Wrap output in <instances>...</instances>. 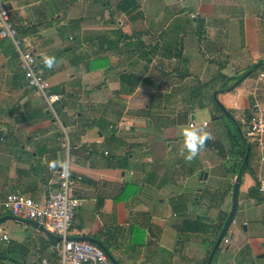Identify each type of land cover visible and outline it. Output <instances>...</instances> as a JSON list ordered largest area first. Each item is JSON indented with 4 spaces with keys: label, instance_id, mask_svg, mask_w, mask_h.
Returning <instances> with one entry per match:
<instances>
[{
    "label": "crops",
    "instance_id": "crops-1",
    "mask_svg": "<svg viewBox=\"0 0 264 264\" xmlns=\"http://www.w3.org/2000/svg\"><path fill=\"white\" fill-rule=\"evenodd\" d=\"M5 4L18 35L31 44L28 49L34 53L48 83L47 93L57 94L59 99L49 109L44 98L17 77L10 42L1 39L0 196L19 192L33 199L45 198L56 189V171L67 165L72 180L71 195L80 200L72 217L70 235L96 239L111 249L107 250L116 262L163 263L173 249L169 247V227L150 216L144 189L149 188L152 198L161 205L168 202L169 185L175 191L170 197H178L188 191L186 183L194 174L169 178V158H164L159 140L169 138L170 131L173 133L175 129L169 128V121L163 125L157 116L162 111H174L180 95L187 93L196 79L206 81L218 64L221 73L237 76L248 64L264 60L257 46L244 59L234 56L237 50L221 61H210L214 57L204 54L207 62L199 65L198 76L192 77L177 64L172 68V61H177L172 56L176 45L170 43L169 56L164 58L169 59V67L166 72L157 70L163 65L154 66L156 59L164 55L162 48L166 44L163 40L158 42L160 37H151L150 41L149 34L128 31L130 22L121 18L124 13L120 10L112 15L123 30L114 27L113 20H107L105 14L97 19L88 15V7H92L88 0H6ZM110 4L118 7L119 0ZM78 7L82 12L75 17L71 10ZM75 21L80 30L74 47L78 60L66 59L64 49L58 50L65 41L61 34L55 33V28ZM50 30L51 34L46 36L45 32ZM247 31L251 32L249 26H244L239 53L249 47ZM251 46L254 47L252 42ZM185 47L188 46H180L181 54L187 52ZM45 55L56 58L51 69L44 64ZM206 67L210 68V74ZM173 72L183 80L191 77L192 85L164 90L160 74ZM256 90L253 87L249 95ZM218 93L215 92V98ZM222 104L233 110L237 107L230 102ZM53 105L57 106L56 112ZM190 114L194 120V112ZM161 133L163 137H159ZM164 144L169 148V141ZM151 147L156 149L155 155ZM182 165L183 160L174 166ZM246 176L245 192L251 181ZM179 181L182 186L172 185ZM10 215L8 211H0V235L6 236L5 240L0 238V264H57L54 252L48 249L51 239L29 224L6 217ZM131 226L139 230L136 238L134 232L130 233Z\"/></svg>",
    "mask_w": 264,
    "mask_h": 264
},
{
    "label": "rangeland",
    "instance_id": "rangeland-1",
    "mask_svg": "<svg viewBox=\"0 0 264 264\" xmlns=\"http://www.w3.org/2000/svg\"><path fill=\"white\" fill-rule=\"evenodd\" d=\"M113 1L117 0H88L92 3V7H88V15L97 19L105 14L107 20H113L114 27L123 30L112 15V12L118 10L117 7L113 8L110 4ZM126 4L134 7L130 12L121 16L124 21L130 22L128 31L134 29L136 32L149 34L150 41L160 37L158 42L162 43L163 40L166 44L162 48L164 55L158 56L156 59L158 63L156 62L154 65L157 67L159 63L163 65L162 68H157L159 71L162 69L163 72H166L169 67V59L164 61L165 56H169V43L176 45L175 53L172 56L177 61H172V68L177 64L179 69L191 74L192 77L198 76V66L207 62L204 58V54L208 55L207 53L210 57H214L210 61H221L226 59L227 54L237 50L238 53L234 56L244 59L247 53L252 52L257 46L260 58H264V21L262 19L264 0H127ZM68 9L69 7H66V11ZM78 12H82L79 7L71 10L75 17L81 15ZM77 23L78 21L67 22L64 26L55 28V33L61 34L63 42L65 41L61 42L62 45L58 50L64 49L62 53L66 59H77V50L74 49L80 31ZM244 26H249L251 30L246 34L249 47L239 53L244 39ZM51 31H46L45 35L48 36ZM18 38L21 40L22 47L31 48V44L26 38L22 39L20 35ZM251 42L254 47L251 46ZM183 44L188 46L185 47L188 48L185 54H181L179 50ZM213 64L216 65V62ZM206 68L210 74V68ZM257 71L256 67L248 64L239 73H243L240 77L244 76L240 85L236 86L234 91L218 93L215 99L212 95L214 103L213 101L208 102L207 96L188 97V93H184L180 95V100H176L179 104L173 108L174 111L163 112V108L160 107L161 105L159 106V110L162 111L161 115L157 116L159 122L161 121L164 125L166 121H169V128L175 129L173 133L170 131L169 138L163 141L159 140L163 145L160 147L164 149V158H169V178L174 175L178 178L194 174V177L186 183L188 191L178 197H170V193L175 191H172L169 185L168 202L164 204L160 205L159 201L156 202L152 198L153 192H150L149 188H145L143 192L148 198L146 201L150 216L153 215L154 221L157 223L167 224L166 226L169 227V247L173 248L172 251H169L171 253L169 264H201L208 248V240L213 238L214 228L229 209L230 185L236 175L227 173L225 170L233 171L242 151L241 140L238 137L239 132L234 121H237L240 128H244L245 124L239 122L244 114L243 110L246 109L249 102L246 97L245 107H242L244 93L246 92V96H248L249 91L258 85L255 78ZM169 74H160L161 87L164 86V90H171L177 86H191L193 83V79L187 74L188 77L184 80L176 77L174 72ZM165 97H169V92ZM176 98L174 97V99ZM216 100L226 110V114L216 104ZM222 102L226 105H228L227 102H230L234 107L237 104L236 110L226 107ZM53 109L56 112L57 106L53 105ZM188 109L190 111H187ZM193 112L195 124L199 125L203 120L208 122L207 129L212 133L211 140H217L223 145V156L218 153L216 147L203 148L198 156L190 162L181 155L183 139L180 130L183 126H187L190 121L189 115ZM173 134L176 135L174 138H172ZM163 135L164 133H161L159 137H163ZM164 141H169V148L166 147ZM152 149L153 147H151V151L155 155L156 149ZM251 150H253L252 146ZM252 153L254 155L249 159L248 168L258 182V178L264 176V161L260 160L257 152ZM98 155L101 156V149H98ZM111 155H114L112 151ZM182 160L184 165L176 168V163ZM189 169L193 171L189 172ZM202 172L206 173L204 179L201 177ZM246 175L248 174L243 173L240 178L232 222L221 238L218 250L211 255V264H264V226L261 224L264 217V203L247 199ZM253 183L251 179L249 185L251 186ZM179 184L182 186L180 181L178 184L175 182L172 185ZM137 199L139 200V198ZM138 200L134 203H137ZM140 201L142 203V200ZM185 218H199L206 230L204 232H200V230L185 231L181 228V221ZM224 238L226 241H223ZM109 251H111L110 248ZM117 262L123 264L118 260ZM138 262L145 264L144 261Z\"/></svg>",
    "mask_w": 264,
    "mask_h": 264
},
{
    "label": "built area",
    "instance_id": "built-area-1",
    "mask_svg": "<svg viewBox=\"0 0 264 264\" xmlns=\"http://www.w3.org/2000/svg\"><path fill=\"white\" fill-rule=\"evenodd\" d=\"M0 39L10 42L24 84L38 92L51 109V104L59 99V95L47 93L48 83L35 55L21 46L18 29L11 21L3 0H0ZM255 78L258 85L254 88L258 90L250 94L247 105L249 119L244 128H241V136L244 143L251 144L259 152L260 160L264 161V69L258 70ZM240 121L243 123L242 117ZM192 123L193 120L188 122ZM200 125H206V121H202ZM56 173V189L49 192L45 198L38 200L19 192H7L0 196V211H8L14 217L40 224L41 235L51 239L48 249L54 252L57 264H111L104 251L96 244L70 235L72 217L80 205V200L71 195L72 180L67 165ZM257 191L264 196V176L258 178ZM51 236H56L57 239H52ZM0 238L5 240V234L2 233Z\"/></svg>",
    "mask_w": 264,
    "mask_h": 264
},
{
    "label": "trees",
    "instance_id": "trees-1",
    "mask_svg": "<svg viewBox=\"0 0 264 264\" xmlns=\"http://www.w3.org/2000/svg\"><path fill=\"white\" fill-rule=\"evenodd\" d=\"M5 1L6 0H3L5 7H7L6 6L7 4H5ZM126 3H127V0H119V4H118V7H117L118 10H120L123 13H128L134 8L132 5H129V4L127 5ZM262 19L264 21V15H262ZM11 48H12V46H11ZM13 54H14V51H13V48H12V50H10V55H13ZM252 65L254 66V68L256 67V69H258V70L264 69V60L256 61V62L252 63ZM158 67H160V66H158ZM220 69H221V66H220V64H218L217 67L215 68V70L213 71V73L211 74V76L206 81H200V80L196 79L194 81V84L188 89V92H187L188 93V97L195 96V95L196 96H201V97L207 96L208 102L213 101V103H214V100L212 98V93L214 91L216 92V94L218 92L221 93V92H225V91H230V90L233 89V87L239 85V83L241 82V80L244 77V76L240 77L243 73L239 74L237 76H227V75L221 73ZM16 75H17L18 78L19 77L22 78L21 73L19 71H18V73ZM250 96L251 95H249V93H248V96H247L248 101L251 98ZM243 112H244V114L242 116V121L245 124L248 121V119H249V108L246 107V109H244ZM232 120L234 121L233 118H232ZM234 122H235L237 130L239 132L238 137L241 140V147H242V149H241L242 150L241 151V157H240L237 165H235V167H233V169H232L233 171H231V169H229V170H225V172L230 173L232 175H236L238 178H241L243 173H247L248 176L254 182L253 185H251V186L249 185V186L246 187L247 197L254 199L257 203H261V202L264 203V196L261 195L257 191V181H256V179L254 177V174L251 173L250 169L248 168L249 159H250L251 156L254 155L252 152H254V151H255V153L257 152V156L259 158H260V154L253 147H252L253 150H251V146L252 145L249 144L248 145L249 146V152H248V156H247L246 162L242 163L244 150H245V143H244V141L242 139V136H241L242 132H241V128L239 127V124L237 123V121H234ZM239 122H241V121H239ZM214 147L217 148L218 153L221 156L224 155V153H223V145L217 140H211V139L208 140V142L206 143L204 148H214ZM192 171L193 170L189 169V172H192ZM231 186L232 185H230V189H231ZM226 214L223 215L221 220L217 223L216 227L214 228L213 238L208 240V248H207V250L205 252V256H204L201 264H205L206 263V258H207L208 254L210 252V249H211L212 244H213V242H214V240L216 238V235H217L218 231L220 230V228L222 226V222H223ZM181 223H182L181 224L182 225L181 228L184 229L185 231L195 232V231H199L200 230V232H204L206 230L205 229V225L199 220V218H192V219L185 218V219H183L181 221ZM261 224L264 226V217L262 219ZM132 232L135 233L134 238H136V232H139V230H138V228L136 226H131L130 233L132 234ZM217 250H218V246H217V248L215 249L214 252H216ZM169 257H170V253H168L166 261H164L163 263L158 262L157 264H169ZM209 264H211V259H210Z\"/></svg>",
    "mask_w": 264,
    "mask_h": 264
},
{
    "label": "water",
    "instance_id": "water-1",
    "mask_svg": "<svg viewBox=\"0 0 264 264\" xmlns=\"http://www.w3.org/2000/svg\"><path fill=\"white\" fill-rule=\"evenodd\" d=\"M212 95H213V97L215 99V91L212 93ZM216 104L219 106L220 109H222L224 111L225 114L227 113L226 110L223 109V106L217 100H216ZM189 118H190V120H192L193 119V115L190 114ZM248 152H249V146L247 144H245V150H244L242 163L246 162V159H247V156H248ZM205 175H206L205 172L201 173L202 179L205 178ZM240 181H241V179L238 178L237 176H235L234 179H233L231 190H230V205H229V209H228L227 214H226V216H225V218H224V220L222 222V226H221L220 230L218 231V233L216 235V238H215V240H214V242L212 244V247H211L210 252H209V254L207 256V259H206V264H209L211 255L213 254V252L217 248L221 238L223 237L225 231L227 230V227L232 222L233 215H234V212H235V209H236L237 194H238ZM6 217H9V218H11L13 220H17V221H21L23 223L29 224L30 226L34 227L37 230H42L41 225L38 224L36 221L29 220V219H24V218H17V217H14L12 215L6 216ZM51 238L52 239H57L56 236H51ZM79 238L85 239L87 241H90V242L96 244L99 248H101L104 251V253L106 254V256L109 259V261L111 262V264H117L115 258L96 239H94L92 237H79Z\"/></svg>",
    "mask_w": 264,
    "mask_h": 264
},
{
    "label": "clouds",
    "instance_id": "clouds-1",
    "mask_svg": "<svg viewBox=\"0 0 264 264\" xmlns=\"http://www.w3.org/2000/svg\"><path fill=\"white\" fill-rule=\"evenodd\" d=\"M43 61L45 66L51 69L55 66L56 58L45 55ZM180 134L183 139L181 155L189 162L198 156L208 140L212 138V133L207 129L206 125H197L195 123L183 126Z\"/></svg>",
    "mask_w": 264,
    "mask_h": 264
}]
</instances>
